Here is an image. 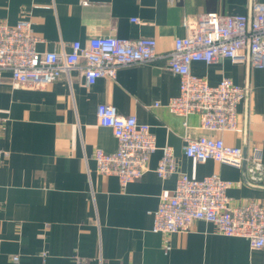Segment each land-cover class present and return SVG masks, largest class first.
<instances>
[{
	"label": "crops",
	"instance_id": "crops-1",
	"mask_svg": "<svg viewBox=\"0 0 264 264\" xmlns=\"http://www.w3.org/2000/svg\"><path fill=\"white\" fill-rule=\"evenodd\" d=\"M264 0H0V20L25 18L41 37L38 50L70 51L71 43L93 36L152 37L159 56L124 66L115 78L88 85L79 70L40 87H15L5 72L0 84V264H264V247L227 236L205 220L188 231L152 230L161 195L171 194L177 174L160 177L162 147L172 146L178 168L194 178L218 174L235 183L232 205H264V183L243 168L188 157L186 137L211 135L246 155L259 149L264 159V67L217 58L195 61L191 70L217 84L229 77L247 89L238 108V130L201 127V116H182L168 104L180 77L168 57L177 37L187 33L185 18L200 14H251ZM137 18L139 21H134ZM109 103L120 114L151 126L158 148L145 174L122 185L101 174L96 148L114 151L118 140L98 123L97 107ZM187 122V124H185ZM17 256L18 260L13 257ZM81 261V263H80Z\"/></svg>",
	"mask_w": 264,
	"mask_h": 264
},
{
	"label": "built area",
	"instance_id": "built-area-1",
	"mask_svg": "<svg viewBox=\"0 0 264 264\" xmlns=\"http://www.w3.org/2000/svg\"><path fill=\"white\" fill-rule=\"evenodd\" d=\"M184 22L187 33L177 37L173 48L164 54L168 57L169 69L180 77L179 93L170 99L168 107L182 116L199 114L203 129L236 131L239 129L238 108L247 89L229 77L211 84L193 73L191 64L229 58L263 68L264 3L258 4L251 14L206 12L196 20L187 16ZM41 40L29 19L22 18L14 24L0 20V84L5 72L10 73L15 87L40 88L63 75L71 79V72L79 70L91 85L104 76L115 78L124 66L150 62L159 56L157 40L152 37L124 39L98 35L86 43L76 40L71 43L70 51L61 52L39 51ZM97 119L100 125L110 127L118 140L114 151L96 148L94 159L98 171L117 176L122 185L142 177L158 148L151 126L140 122L135 115L120 114L117 107L109 103L98 105ZM2 128L0 118V138ZM183 149L186 156L200 162L214 159L237 168L246 163L249 179L264 183V159L259 149L245 155L242 147L229 145L223 138L211 135L186 137ZM156 172L163 178L172 174L178 177L172 193L161 195L154 212V232H184L190 230L195 220H205L224 235L247 238L252 248L264 247V205L258 201L232 205L228 189L234 181L216 173L194 178L181 172L170 145L162 147ZM13 259L18 260V257Z\"/></svg>",
	"mask_w": 264,
	"mask_h": 264
},
{
	"label": "water",
	"instance_id": "water-1",
	"mask_svg": "<svg viewBox=\"0 0 264 264\" xmlns=\"http://www.w3.org/2000/svg\"><path fill=\"white\" fill-rule=\"evenodd\" d=\"M247 63H248L249 65L251 64L249 61H248ZM244 154H245V152H244ZM245 155H246V154H245ZM242 168H243L244 171H246V163H244V165H243Z\"/></svg>",
	"mask_w": 264,
	"mask_h": 264
}]
</instances>
